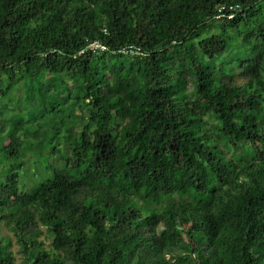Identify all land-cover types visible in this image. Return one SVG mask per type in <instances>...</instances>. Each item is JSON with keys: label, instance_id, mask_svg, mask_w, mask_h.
I'll return each mask as SVG.
<instances>
[{"label": "trees", "instance_id": "trees-1", "mask_svg": "<svg viewBox=\"0 0 264 264\" xmlns=\"http://www.w3.org/2000/svg\"><path fill=\"white\" fill-rule=\"evenodd\" d=\"M18 262L264 264V0H0Z\"/></svg>", "mask_w": 264, "mask_h": 264}, {"label": "built area", "instance_id": "built-area-1", "mask_svg": "<svg viewBox=\"0 0 264 264\" xmlns=\"http://www.w3.org/2000/svg\"><path fill=\"white\" fill-rule=\"evenodd\" d=\"M94 47L97 48L98 47L97 44L94 43ZM90 48H91V46H90Z\"/></svg>", "mask_w": 264, "mask_h": 264}, {"label": "rangeland", "instance_id": "rangeland-1", "mask_svg": "<svg viewBox=\"0 0 264 264\" xmlns=\"http://www.w3.org/2000/svg\"><path fill=\"white\" fill-rule=\"evenodd\" d=\"M238 81H240V79H237ZM17 264H21L20 262H18Z\"/></svg>", "mask_w": 264, "mask_h": 264}]
</instances>
